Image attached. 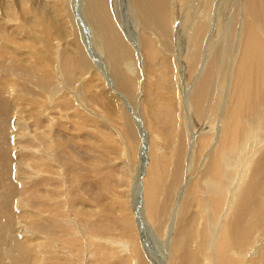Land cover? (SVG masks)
Returning <instances> with one entry per match:
<instances>
[{
  "label": "bare ground",
  "instance_id": "obj_1",
  "mask_svg": "<svg viewBox=\"0 0 264 264\" xmlns=\"http://www.w3.org/2000/svg\"><path fill=\"white\" fill-rule=\"evenodd\" d=\"M38 1L32 0L33 5ZM41 1L49 7L48 14L66 20L72 17L78 27L79 22L82 24L79 28L74 24L86 42V47L78 51L80 59L84 67L94 65L97 68L107 82L105 85L108 84L106 87L114 94L121 95L108 83L113 80L115 88L112 72L116 75L137 73V79L144 76L143 84L137 85V91H141L143 97L141 101L130 107V102H126V110L134 123L127 122L119 131L113 129L110 120L102 119L108 130L118 134L116 137H120L126 151L133 145L142 149L139 164L143 174L137 195L144 204L136 208V221L129 214L128 206L119 214H114L116 210L111 209V204L109 210L102 213L101 210H90L88 221L93 223L100 235L98 238L104 239L103 243L97 244L98 248L107 246L126 252L122 258L110 256L111 263L146 264L143 260L145 252H153L147 249L148 239L140 235L141 230L145 234V222L161 230L156 229L160 239L169 236V241L179 243L180 238V245L185 244L184 249H187L186 245L199 243L195 251L203 258L192 262L186 260L183 264H264V253L254 256L264 246V0H134L137 17H143L141 38L145 40L148 30L163 43L161 48L153 45L149 56L152 62L157 61L156 56L163 57L166 66L153 70L145 69L146 58L137 39L125 35L127 31L122 28L120 19L112 16L114 0H59L60 4L55 2L57 0ZM30 2L23 0L19 10L24 17L18 28L33 33L26 15L40 10L34 6L24 10ZM7 3L0 28L15 26L11 25L14 21L11 12L16 8L11 0ZM7 18L10 21H6ZM82 19L88 24L84 25ZM95 30L97 45L93 43L92 31ZM81 31L84 32L81 34ZM91 44L98 46L95 51ZM89 52L96 56L91 58ZM53 53L58 59L59 50ZM130 53L133 55L131 62L127 58ZM102 55L108 59L110 68L101 59ZM10 63L8 71L11 75L25 85L52 93L54 97L59 93L58 85L64 84L69 72L67 66L57 63L54 67L57 84H51L45 75L33 77L30 68L19 59L10 60ZM189 69L196 77L189 74ZM141 72L143 75L140 76ZM164 73L170 78L172 108L160 117L154 113L156 103L152 96L157 94ZM186 75L187 78L190 75L189 83L186 82L191 86V93L189 87L188 91H182V76ZM193 76L195 83L190 85ZM14 90L15 98L12 96L15 94H11ZM0 93L5 94L1 84ZM8 94L12 98L9 101L13 104V113L4 123L0 122V217L11 226L14 224L12 210L22 207L29 211L28 204H34V198V201L26 198V190H29V196L36 197L44 192L41 188H32L40 184L39 179L48 178L44 167L40 169L42 165L38 168L36 163L57 162L52 134L59 128L58 121L65 119L50 115L44 106L40 108L42 120L47 125L40 130H46L41 132L36 126L26 127L22 121L30 119L24 114L27 107L23 109L22 106L26 101L31 106L36 105L35 95L14 88H10ZM27 95L30 99H26ZM78 99L83 101L82 97ZM64 101L67 104V99ZM139 103L152 114L148 128L138 110ZM190 110L196 113V120L191 118ZM36 117L33 114V118ZM14 123L18 124L16 128ZM21 141L28 144L22 145ZM23 154L30 155L29 161ZM55 177H59L57 182L64 185L66 191L65 202L60 204L64 208L63 233L84 232L80 227V216L75 208H70V190L65 185L64 174ZM18 196H22L23 201H19ZM52 215L53 218L57 216L56 213ZM121 220H126L124 238L122 242L110 243L113 229ZM178 224L179 233L176 232ZM3 229L0 221V233ZM212 230L213 235L218 236V243L213 246L209 241ZM28 233L25 226L18 230L21 237H27ZM34 235L46 239L42 229ZM87 244L88 248L92 245ZM15 249L11 247L9 260L0 258V264H25L22 259L26 254L18 259L24 251ZM167 250L169 261L175 264L177 250L171 245ZM56 252L49 259L36 260L33 264H85L86 257L82 260V254L71 260L66 250L59 248ZM97 252L100 254V250ZM86 256L89 264L107 263L104 258L94 257L93 253ZM164 264H168L167 259Z\"/></svg>",
  "mask_w": 264,
  "mask_h": 264
},
{
  "label": "rangeland",
  "instance_id": "obj_2",
  "mask_svg": "<svg viewBox=\"0 0 264 264\" xmlns=\"http://www.w3.org/2000/svg\"><path fill=\"white\" fill-rule=\"evenodd\" d=\"M7 1L8 0H0V19L6 11L8 5ZM77 1L78 0H76V2ZM86 1L89 2V0ZM110 1L112 2V0ZM114 1L115 4H113V6L110 4L112 6V16L114 19H120V22L124 26H122V28H125L128 33H125V35H130L133 39H137L146 58L145 69L153 70L166 66V60L161 56H156V62L151 61V57L149 56L151 47L155 45L161 48L163 43L159 41L155 34L151 35L148 30V35L145 40L141 38L140 34H144L142 30L143 17L142 15L137 17V9H134L133 4L134 0H129V2L126 0ZM11 2L16 8L14 12H11L13 15L10 14L14 19L11 25L15 26L0 28V84L3 85L5 89V94L0 93V122L4 123L9 114L12 115L13 113V104L9 101V99L12 98L8 94L10 88L35 95V99H37L36 105L33 106H31L28 101L24 100L26 102L23 104L22 108L27 107V110H25L28 112L24 110V114L25 116L28 115L26 116L27 119H30L29 121H22L25 123L24 125L26 127L32 126V128H34L36 126L40 130V128L47 125V122L42 120L43 113L40 108L44 106H47L50 115L63 118L65 121L59 120V128L55 127L57 129L52 134L57 162L50 163L47 161H38L36 163L38 164V168L40 165H42L40 169L44 167V171L48 174V178L39 179L38 182L40 184L32 188H41L44 192L48 191V194L42 192L41 195L37 192L39 197H36V195L29 196L30 192L26 190V198L35 199V201L33 200L34 204H28L30 210L25 211L22 207L18 210H12L14 224L11 226L8 225L4 217H0V221L4 225V229L0 233V258L5 261L9 260L8 257L12 254L10 248L16 247V249L24 251L19 254L18 259L23 254H26V257L23 258L22 261L25 264H33L36 260L40 261V259H43V261H45L49 259L48 257L57 253V249L60 248L68 252V259L71 260L77 259V256L82 254V260L86 257L85 264H89L86 254L93 253L95 255L94 257L97 256L107 260L106 264H114V262H110L109 257L122 258L125 256L126 252L121 249L113 250L107 246L98 248L97 244L103 243L104 239L98 238L100 235L95 231L93 223L88 221V215L90 213L89 211L93 209H96L94 211L97 212L101 210L100 213L107 211L109 210L110 204L112 206L111 209L116 210L114 214L117 212L119 214V211L121 212L122 209L128 206L129 214L132 216L133 221H136V219H134L136 217V215L134 216V214H136V208L144 204L142 198L137 195L139 182L142 177L141 174H143L139 164V157L142 153V149L133 145L132 147H128L126 151V148L121 144L120 137H116L118 134L112 130H108L106 124L102 122V119L106 118L110 120L113 124V129L115 130L118 128L119 131H121L127 122L131 124L134 123L133 119L129 117V112L126 110V102H130L128 104V107H130L135 106L136 102L138 103L141 101L143 97L141 98V91H137V85L139 84L141 86L143 84L144 76H142L141 79H137V73L127 74L124 72L121 75H116L112 72V76L116 81L115 88L113 80V84L111 81H108V83H111L112 86H110L112 89H115L117 92L121 93V95L114 94L106 87L108 85H105L107 82H104L103 77L94 65L84 67L78 51L80 48L86 47V42H84L85 39L83 40V36L77 33L74 24L78 27V23L75 22L72 17L66 20L58 15H50L48 14V11L50 12L49 7L41 0L38 1L36 5H33L31 0L29 5L24 7V10L28 8L31 9L33 6L36 10H40L37 13L29 12L26 15V19L32 25V33L18 28V23H20L21 18L23 19L24 17L19 10L23 4V0H11ZM55 2L61 3L59 0ZM115 6L118 7V10ZM71 9L72 11L74 10L73 7H71ZM6 21H10V18H7ZM77 21L79 22L78 19ZM82 23L84 25L88 24L85 22V19H82ZM126 25H128V27ZM79 27H83L80 22ZM83 32L84 31H81V34ZM92 33L93 36L94 33L96 35V30L92 31ZM95 38L94 36L93 43L95 42L96 44ZM95 46H92L93 51H95ZM56 49L59 50L58 59L53 53ZM89 55L91 58L96 56L92 54V52H89ZM100 57L110 68L111 65L108 59L103 55ZM127 58L128 61H133V55L131 53ZM17 59L30 68L33 77L45 75V79L51 84H57L54 72L56 64L61 63L67 66L69 72L65 75L64 84L61 86L58 85L59 93L57 97L33 85H25L21 79L11 75L8 71L11 67L10 60ZM134 64L137 65V60H135ZM189 74H191V72ZM81 75L82 78L80 79ZM141 75H143L142 72L140 76ZM179 75H181V73H179ZM188 76V78L187 75L182 76V82L184 81L182 91H188L187 87H189V93H191V86L186 82L188 81L189 83L190 75ZM195 77L193 76L190 85H194ZM169 79V76L164 73L159 80L160 88L157 94L152 96L156 103L154 113L160 117L165 115L172 108ZM12 92L11 94H15V90L14 93ZM12 96L17 97L16 94ZM27 97L28 98L24 96V99H30V96L27 95ZM78 97H82L83 101L80 102ZM138 98H140V100ZM64 99H67V104ZM20 105H22V103H20L19 106ZM138 105V110L144 117L146 127L148 128L152 114L145 110L143 103H139ZM32 113L39 117L33 118ZM190 115L192 119L196 120V113L194 111L190 110ZM14 126L16 128L18 124L14 123ZM43 130L45 131L46 129L43 128L40 131L43 132ZM121 133V139L124 141L125 137L123 136V132ZM146 133L149 136V133ZM20 143L22 145L28 144L27 141H21ZM22 156L27 161L31 158L29 154H23ZM62 173L65 176V185L70 190V208H75L74 210L77 212L74 210L72 212H76L80 216V227L85 230L84 232L71 231L64 234L62 231L63 223L61 220L64 218V208L60 204L65 202L64 196L66 191L65 186L57 182L59 174L61 175ZM45 186H47L46 191ZM182 186L180 189H182ZM67 195L69 194L67 193ZM18 197L19 201H21L22 196ZM175 204L176 203H174V206ZM174 206H172V208ZM53 213L57 214L54 218L52 217ZM116 216V218H119V215ZM125 222L126 220H121L117 223V226L114 227L113 234L109 239L110 243L122 242L124 231L126 230ZM135 223L136 222H134V224ZM23 226L27 227L29 232L27 237L18 235L19 228ZM134 227L136 230V224ZM40 229L44 232L46 239L34 235L38 233ZM156 229L161 231L159 228H155V226L144 222L145 234L142 230L140 232L141 236L143 235L144 238L148 239L149 245H147V249L149 248L153 252V254L145 252L143 260L146 264H164L166 259L168 260V264H172L171 261H169V251L167 250L170 245L177 250L175 264H183L186 260L192 262L193 260H201L203 258L202 255L195 251L199 243L186 245L187 249H184L183 246H185V244L182 246L180 245V238L179 243L176 241L173 242L172 240L169 241V236H164L163 239H160L161 237ZM179 231L180 224H178L176 229V232L179 233ZM38 241H40V243H37ZM209 241L212 246L218 243V236L215 237L213 235V230L209 235ZM88 242L92 244L90 248H88ZM98 250H100V254L97 252ZM263 253L264 246H262L254 256L259 257Z\"/></svg>",
  "mask_w": 264,
  "mask_h": 264
}]
</instances>
